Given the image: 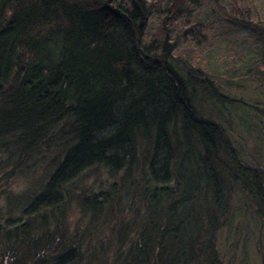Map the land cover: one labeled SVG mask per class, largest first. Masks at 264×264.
Listing matches in <instances>:
<instances>
[{
    "label": "trees",
    "instance_id": "trees-1",
    "mask_svg": "<svg viewBox=\"0 0 264 264\" xmlns=\"http://www.w3.org/2000/svg\"><path fill=\"white\" fill-rule=\"evenodd\" d=\"M155 1L0 0V165L19 169L41 150L60 155L23 221L4 228L0 256L7 264H165L171 249H186L184 264L219 263L216 237L227 223L219 212L230 213L235 183L264 221V173L243 164L220 125L197 116L181 57L172 54L167 32L196 0H168L157 37L145 43ZM236 1L231 13L217 2L215 9L233 20L248 15ZM258 45L264 59V35ZM186 164L198 181L181 179ZM137 168L147 171L152 189L141 190L148 221L143 232L128 234V249H93L101 233L92 217L101 218L112 200L104 192L79 197L83 231L67 234L63 220L49 217L84 172L102 169L113 179ZM199 192L205 227L194 220L199 228L186 236L183 209ZM108 250L111 261L101 262Z\"/></svg>",
    "mask_w": 264,
    "mask_h": 264
},
{
    "label": "rangeland",
    "instance_id": "rangeland-1",
    "mask_svg": "<svg viewBox=\"0 0 264 264\" xmlns=\"http://www.w3.org/2000/svg\"><path fill=\"white\" fill-rule=\"evenodd\" d=\"M167 1H155L144 33L145 43L157 37L156 31ZM233 1L196 0L192 10L178 15L177 21L167 32L168 40L173 46L172 54L180 56L182 63L179 64L185 67L190 82L191 105L197 116L220 125L243 164L264 173V59L258 45L259 38L264 35V0H237L235 4L238 8L244 7L248 15L234 20L216 11L215 2L231 13ZM217 98L220 101L215 102ZM55 150L39 151L37 156L27 159L19 169L11 168V164L0 165V240L5 226L14 228L23 221L26 207L46 184L60 158ZM1 157L3 163H7L8 155L2 154ZM131 171L126 178L119 174L113 179H109L102 169L84 172L66 187L64 207L49 217H55L56 222L63 220L67 234L76 228L83 231L87 217L78 205L79 197H91L104 192L112 200L104 208L105 213L101 218L94 220L92 217L91 223L101 233L93 249L96 246L128 249V234L129 239L133 238L132 229L142 231L144 222L148 221L142 215L141 190L152 189L150 183L146 184L145 169ZM195 173V169L186 164L179 174L184 183L186 180L193 183L199 179ZM247 177L251 180V176ZM248 178L240 181L247 187L250 185ZM121 179L123 186L119 182ZM197 183L201 192L204 180ZM235 184L236 189L228 202L230 213L225 212V209L219 212V216L227 219V223L216 237V250L221 261L216 264H264V221L261 222L257 217L261 213H256L257 206L244 192L243 185ZM200 192L183 209L185 220L190 222L183 231L186 236L193 234L200 226L205 227L206 216ZM129 204L131 209L127 211ZM59 213L60 218L57 217ZM121 220L126 226L123 232L120 231L121 226H117ZM194 220L199 222L198 228H195ZM153 222L155 227L152 234H156L158 220ZM118 231L126 235L124 240L119 239L122 235H117ZM92 235L89 236L91 239ZM105 252L99 259L101 262L104 258L111 261L108 256L113 250ZM186 255V249H171L165 252L163 262L184 264ZM0 264H7L1 256Z\"/></svg>",
    "mask_w": 264,
    "mask_h": 264
}]
</instances>
